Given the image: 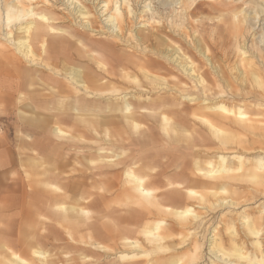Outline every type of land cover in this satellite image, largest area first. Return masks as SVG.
Here are the masks:
<instances>
[{"label":"bare ground","instance_id":"1","mask_svg":"<svg viewBox=\"0 0 264 264\" xmlns=\"http://www.w3.org/2000/svg\"><path fill=\"white\" fill-rule=\"evenodd\" d=\"M27 1L30 6L23 7L17 0H0V61L21 79L0 92V103L22 104L28 93L25 108L34 118L29 125L37 133L43 128L50 138L44 145L21 143L32 155L10 159L24 176L5 187L9 201H0V264H202L195 225L216 208L236 210L264 199V151L244 150L253 143L244 138L264 132V0L253 7L244 2L243 10L232 12L245 29L232 36L238 68L229 72L215 65L207 47L187 31V10L197 0H89L100 18L96 28L82 5L87 0ZM206 1L220 12L242 0ZM56 3L74 26L104 40L54 27L58 22L48 8ZM144 17L155 27L148 30ZM245 33L251 34L247 43ZM107 39L127 51L116 54ZM92 47L113 55L120 69L107 71L109 61ZM134 69L148 70L147 88L136 72L129 73ZM37 79L49 103L32 101ZM90 113L97 116L89 118ZM152 123L160 136L140 129ZM140 137L144 143L132 142ZM140 147L162 152L147 156L136 151ZM255 213L239 216L242 235L233 221L223 227L225 240L218 225L211 230L209 253L216 259L211 264H264V201ZM48 222L65 231L76 256L66 253L65 260H55L40 247L38 237ZM176 230L191 236L185 252L141 260L178 247L170 242ZM59 236L53 231L51 238Z\"/></svg>","mask_w":264,"mask_h":264},{"label":"rangeland","instance_id":"2","mask_svg":"<svg viewBox=\"0 0 264 264\" xmlns=\"http://www.w3.org/2000/svg\"><path fill=\"white\" fill-rule=\"evenodd\" d=\"M6 1L10 2L12 0H9V1L6 0ZM79 1L81 4L84 2V1L82 2V0H79ZM94 1H96V0H94ZM258 1L257 0H242L241 2L239 1L237 3H232L231 5H229L230 6V7H228L229 12L228 11H220L219 12L218 8L216 11V9H212L213 7H211V6H217L216 3L206 1V0H199V1L197 0L195 7L192 6L190 9H188L189 11L187 10L188 20L186 21L185 24H186V27L188 28L187 31L190 32V36L193 37V39L198 38V40H200L201 43L207 47V49H208L207 55L213 60L214 63H216L215 65H217L218 67L220 66L222 69H224L227 72H229V70H230L228 68H231L232 66H235V68H238L236 66V63H238V60H236L238 58V56H237V53H236L235 48L233 46V43H231V41L234 42L233 41L234 39L232 36H234L235 33H237V31L240 30V27L242 29L245 27V24H241V22H240L241 21V15L238 18L241 26L236 25L238 22L233 19L232 12H239V11L243 10L245 7L244 2L250 3L249 6L253 7L252 2L254 3V2H258ZM18 2L23 7L30 6V2H28L27 0H17V3ZM91 2L92 1L87 0L82 5L88 10L89 14L92 16L91 19L94 22L93 27H95V28L98 26L101 27L100 18H98L99 15H97L96 11H94L95 5H92ZM51 5H53V6L49 5L50 8H48V10H50L54 14L55 19H57V22H58V24L53 25L54 27L62 28V29L67 30L73 34H76V33L85 34V36L90 41L100 42V41L104 40L103 38H100L99 36L98 37L97 36H91V35L87 34L86 32L84 33V31H82L79 28H77L76 26H74V23L72 21L73 19L70 16H68L64 11L59 10L57 8L60 6V4L56 3V4H51ZM153 5L155 6V4H153ZM99 6H101V5H99ZM136 6H137V4H135L133 7L134 11L138 10V7H136ZM43 8H44V6H40V5L38 6V9H40V10ZM93 14H95L97 16H93ZM141 21H144L143 23L146 25V28L148 30H151V28L155 27V25H153L147 17H144V19H141ZM162 24H164V23L162 22ZM129 25L131 27L135 26L132 23V21L131 22L129 21ZM249 34L250 33L244 34V36L246 38V43L250 41L251 34L250 35ZM106 41L113 44V46L115 48V53L118 55H120V54L122 55L123 50L125 52L127 51V49L125 47H123L122 45L116 44L114 41H110L108 39ZM149 44H150V42L146 43V45H149ZM183 48H186V45H184ZM92 49L95 50L97 53H99L100 56H103L106 60L109 61V63H108L109 69L107 68V71H112L111 69H115V70L120 69V67H117L115 62L111 61L114 58L113 55L110 56L103 51H99V50L95 49L94 47H92ZM26 65L27 64H25V62H22V66L24 68H26V67L28 68V65L27 66ZM225 66H226V68H224ZM203 69L205 70V68H203ZM132 72L137 73V69H134L133 71L132 70L129 71V73H132ZM137 75H138L137 80L140 81L141 83H143L145 88H147V84H145L144 79L148 80V77H149L148 70L142 69L141 73H137ZM18 80L21 81V79L18 78V76L14 73L13 69L8 64H6L5 62L0 61V92L1 93L8 92V90L12 88L11 86H13L14 82L17 83ZM35 85L36 86L31 87V89H33L32 93L36 92L37 96L35 98H33L32 101L33 102L38 101L41 103H49V98L47 96L42 97V95L45 94L46 89L43 87L44 85L41 84V81H39L37 79V81L35 82ZM126 87H128V86L126 85L124 88H126ZM129 88H132V87H129ZM25 94L27 95V97L23 101L22 104L16 105L14 102L13 106H8L6 104L0 103V162H4V163L6 162L5 163L6 166L4 164L2 167H0V178H1L0 189L2 188L0 190V194L2 193L0 196V201H4V200L9 201V197L8 198L4 197V193H6L5 187L7 185L11 186V185L15 184V182L18 180V178H21L24 176L23 169L21 170V168L18 167L15 162L11 163L12 159L13 160L18 159L20 156L25 158L26 156L32 155L30 152L26 151L27 150L26 146H23L22 144H24V143L26 144V142L28 140H30L31 142L36 140V142L39 145H44L45 139L50 138L49 133L47 131H44L43 128L39 131V133H37V131L34 132L35 128L33 126L29 125V120L34 119V118H32L31 114H29L28 110L25 108V104L28 103L29 98H30V95L28 93H25ZM261 103H262L261 105H264V98H263V100H261ZM19 110H21L22 112ZM260 110L264 111V108H260ZM24 113H26V114L24 115ZM90 114L93 117H89V118H95L97 116L94 113H90ZM41 118H43V115L41 116ZM89 121H91V120H89ZM147 121H149V122H147ZM146 122L151 123L153 121L148 118V119H146ZM140 126H141L140 129L142 128V130L144 132H149L150 128H151V130L154 131L155 133L159 134V136L161 134L159 128L154 123H152V125H149L148 127H146L147 126L146 124L145 125L141 124ZM61 128L66 130L67 127L61 126ZM36 133H37V137L35 138L34 134H36ZM68 133H71V132L69 131ZM263 135H264V132H258L257 136H255V135L249 136L248 137L249 139L244 138L245 140H250L253 142V143L249 144L248 146L244 147V150L245 149L250 150L252 152V155H253V153H257L259 151L263 152L264 151V137H260ZM18 140H19V142H18ZM132 142L144 143L143 137H140L138 139L133 138ZM102 144H104V145H102ZM100 145L107 147L106 143L105 142L103 143V141L100 142ZM83 146L84 145H81L79 147L80 148L79 150H81L83 148ZM86 146L89 147L91 145L88 143ZM92 147H95V145H92ZM127 149L126 150L128 153H131V151H133L132 150L133 148H127ZM77 150H74L75 153L78 152ZM84 150H86V149H84ZM244 150L240 149L239 151L244 153L245 152ZM136 151L139 154L143 153L147 156L149 154H154V153L157 154L159 152H162L161 148H159V147L158 148H151V147L141 148L140 147V148H137ZM195 153H197V152H195ZM76 154H78V153H76ZM68 155H70V154H68ZM201 155H203V154H201ZM261 156H263V154H261ZM73 157H74L73 154H71L70 158H73ZM5 159H6V161H4ZM8 166H10V167H8ZM243 191H244V189L242 188L240 190V194H239L240 196H243V197H241V201L244 199L245 192H243ZM223 195H224L223 193L219 194V197L221 198V196H223ZM2 197H4L5 199L4 198L1 199ZM15 197L19 198V194H17ZM13 199H15V198L13 197ZM209 200L212 201L213 198L211 197V198H209ZM257 200H260V201L257 202L255 205H253V204L243 205L236 210H231V209L224 210L223 207L222 208H216L215 211L208 212V214L206 215L208 217L205 219V223H202L199 226L195 225V227H194L195 231L193 232L194 233V239H197L198 242L200 244H202V247H203V259H202L203 262H202V264H211V262L216 263L215 257L209 253V240H210L209 238L211 237V233H210L211 230L213 228H215L216 225H218V232L221 236L223 235L224 240H225L226 236L228 234L224 232L223 227L226 223L233 221V223L235 224V229H236L237 233L241 234L242 233L241 232V225H240V222L238 220L239 216L241 214H247L250 216H253L254 214H256L255 212L257 211V209L260 208V205L262 204L264 199H257ZM19 201H20V199L17 201V203ZM14 202H16V201H14ZM184 208L191 209V206L188 204H185ZM193 209L196 212H203L202 210L197 208V206L192 207L191 210H193ZM219 218L221 219V222H218ZM154 220L156 221L157 218H155ZM162 220H164L167 223L172 224V221H170L168 219L162 218ZM5 224H7V222H5ZM44 225H46V227ZM44 225H43V227L45 229V233H41L43 238L38 237V239L41 238L44 240V241L42 240L40 242V247L43 250L46 249L45 251L48 250L47 252L52 256V259L56 258L55 260H61V261L65 260V254L66 253H68L69 256H73V255L76 256L77 253L75 252L74 249H72V250L68 249V242H69V245H71V242H70L68 236L66 235L65 231H63L59 227L58 224L53 223V225H51V223L48 222V225H47V223H45ZM0 228H1L0 229V231H1L4 229V226L0 225ZM53 228H55V230ZM174 228L178 229V227H176L175 225H174ZM181 229H183V228H181ZM53 231H57L59 233V235H60L59 240H57L58 238L57 239L51 238L53 235ZM46 238H47V240H51V241L47 242ZM138 238L142 239L141 236H138ZM66 239H67V241H66ZM75 239H76V236H75ZM100 241L102 242V245H104V246H108V244H110V246L112 245L111 242H108L105 240H100ZM45 242H46V244H44ZM170 242H175L176 244H179V246L175 247L174 249H171L167 253L165 252L166 254L165 253L153 254V255H151V257L143 258L141 260L143 262H148L151 258H153L156 255L158 257L159 256L164 257V255L168 256V255H172V254L175 255L176 253H179L182 251L185 252V250L189 247V245L191 243V236L188 235V232L185 233L181 230L180 231L176 230L174 239H172ZM45 245H46V247H45ZM47 246H49V247H47ZM50 246H51V248H50ZM76 246L81 247L84 250H88V251L92 252V250H90V249H92L91 247L80 246L79 244H76ZM120 249H122V248H120ZM88 251L85 252V254L89 253ZM93 251L97 255L98 254L102 255L101 254L102 252H96L97 250H93ZM112 252H108V255H111L110 259H111V257H114V254H116L115 251H112ZM117 252H120V250Z\"/></svg>","mask_w":264,"mask_h":264}]
</instances>
